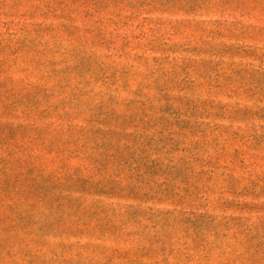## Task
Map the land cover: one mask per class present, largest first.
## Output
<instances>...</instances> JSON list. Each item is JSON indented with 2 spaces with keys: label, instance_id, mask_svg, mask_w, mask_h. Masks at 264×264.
Returning a JSON list of instances; mask_svg holds the SVG:
<instances>
[{
  "label": "rangeland",
  "instance_id": "rangeland-1",
  "mask_svg": "<svg viewBox=\"0 0 264 264\" xmlns=\"http://www.w3.org/2000/svg\"><path fill=\"white\" fill-rule=\"evenodd\" d=\"M0 264H264V0H0Z\"/></svg>",
  "mask_w": 264,
  "mask_h": 264
},
{
  "label": "trees",
  "instance_id": "trees-1",
  "mask_svg": "<svg viewBox=\"0 0 264 264\" xmlns=\"http://www.w3.org/2000/svg\"><path fill=\"white\" fill-rule=\"evenodd\" d=\"M156 172H158V169L152 170L150 172V176H154ZM77 181L81 182L82 184H85V180L81 177H78ZM191 223L195 224L194 222H191Z\"/></svg>",
  "mask_w": 264,
  "mask_h": 264
}]
</instances>
